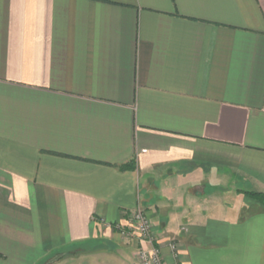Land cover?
<instances>
[{
    "label": "crops",
    "instance_id": "0c3cea01",
    "mask_svg": "<svg viewBox=\"0 0 264 264\" xmlns=\"http://www.w3.org/2000/svg\"><path fill=\"white\" fill-rule=\"evenodd\" d=\"M243 191L264 0H0V264H141L140 206L165 264H264Z\"/></svg>",
    "mask_w": 264,
    "mask_h": 264
},
{
    "label": "built area",
    "instance_id": "2783aa9c",
    "mask_svg": "<svg viewBox=\"0 0 264 264\" xmlns=\"http://www.w3.org/2000/svg\"><path fill=\"white\" fill-rule=\"evenodd\" d=\"M126 228V233H139L143 245H141L138 255L141 264H165L161 249L155 243L152 233V224L147 213L141 208L130 213Z\"/></svg>",
    "mask_w": 264,
    "mask_h": 264
},
{
    "label": "trees",
    "instance_id": "16d2710c",
    "mask_svg": "<svg viewBox=\"0 0 264 264\" xmlns=\"http://www.w3.org/2000/svg\"><path fill=\"white\" fill-rule=\"evenodd\" d=\"M119 168L120 169H132V168H134V163L123 164V165L119 166ZM248 195L251 198L261 202L262 204H264V193L250 192V193H248Z\"/></svg>",
    "mask_w": 264,
    "mask_h": 264
},
{
    "label": "rangeland",
    "instance_id": "374dc122",
    "mask_svg": "<svg viewBox=\"0 0 264 264\" xmlns=\"http://www.w3.org/2000/svg\"><path fill=\"white\" fill-rule=\"evenodd\" d=\"M245 194H248V193H250V191H243ZM225 200H230V198L229 199H227V197H225V195H221L220 196V199L219 200H217L220 204H223V202H225ZM216 204V203H215ZM139 208H141L142 209V211H145L146 212V210H145V208H143L142 206H140Z\"/></svg>",
    "mask_w": 264,
    "mask_h": 264
}]
</instances>
